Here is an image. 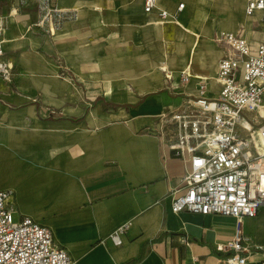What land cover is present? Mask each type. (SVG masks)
I'll return each mask as SVG.
<instances>
[{"label": "crops", "instance_id": "1", "mask_svg": "<svg viewBox=\"0 0 264 264\" xmlns=\"http://www.w3.org/2000/svg\"><path fill=\"white\" fill-rule=\"evenodd\" d=\"M44 2L0 0V40L15 72L11 83L0 78V189L13 191L17 217L48 226L76 264H225L233 250L221 246L236 219L171 210L185 163L168 148L174 127L160 116L196 95L197 76L215 94L223 47L214 33L239 32L255 48L264 13L247 15L246 0H157L170 13L183 3L161 25L143 0H52L65 18L50 34L35 25ZM215 24V69L205 74L193 54ZM162 36L177 43L176 53L161 50ZM162 65L171 83L187 65L192 76L169 86ZM122 224L114 245L108 236ZM239 234L252 250L243 264H264V203L241 219Z\"/></svg>", "mask_w": 264, "mask_h": 264}, {"label": "built area", "instance_id": "2", "mask_svg": "<svg viewBox=\"0 0 264 264\" xmlns=\"http://www.w3.org/2000/svg\"><path fill=\"white\" fill-rule=\"evenodd\" d=\"M38 27L53 26L65 18V11L45 0ZM176 12L157 7V0H143L146 13L157 8L160 19L177 18ZM264 13V0H246L245 13ZM213 40L223 47L215 81L218 89L208 95V78L197 76V93L177 110L160 118L167 130V146L185 163L181 187L172 190L171 210L231 215L236 219L232 240L221 246L232 249L225 264H243L252 250L241 242L239 223L254 216L264 203V41L252 48L239 32L217 30ZM164 65L160 66L163 67ZM164 71L166 79L170 73ZM13 63L5 57L0 40V78L9 82ZM189 76L180 72V81ZM180 191L176 193V191ZM13 191L0 189V264H76L68 251L57 244L50 228L27 215L13 220ZM122 224L109 234L114 245L121 243ZM179 242L188 244L185 234Z\"/></svg>", "mask_w": 264, "mask_h": 264}, {"label": "rangeland", "instance_id": "3", "mask_svg": "<svg viewBox=\"0 0 264 264\" xmlns=\"http://www.w3.org/2000/svg\"><path fill=\"white\" fill-rule=\"evenodd\" d=\"M235 2L238 3L239 0H235ZM236 7L234 9L237 12H239L238 11V8H236ZM239 18L241 19L240 20V22H241L243 20V16H242L241 13L239 14ZM166 20L167 19H163V20L160 19V20H156V21H157L158 24H161L162 25V24H164V21H166ZM55 27H57V25ZM216 27H218L217 24L213 25V27H212L211 31L208 33V35L205 33V34H202V35L199 36V39L197 41V44H196L195 50H194V54H193L195 68L196 69H199L201 71L203 70L205 74H214L215 62H213L211 60L210 53L213 50V48H215V49L217 48V46L211 40V32H212L213 28H216ZM253 27H254V25H253ZM53 28H54V26H53ZM52 33H53V30H52ZM179 40H180V38H179ZM161 50L163 52H165V53H170V54L171 53H176L178 51V49H177V43L174 42V41L166 40L162 36V49ZM201 52L204 55V57L202 59L203 60L202 65H200V63L198 62V60H199V57L198 56H199V54H201ZM148 67H151V66L149 65ZM155 67L157 68V65L156 64H155ZM13 72H14V65H13ZM14 74H15V72H14ZM14 74H13V77H12V80L11 81H9V82H6L5 81V82L6 83L13 82ZM178 74H179V70H176V73H175L176 76L173 77L172 83L169 81V79L166 80V83L169 86H171L172 84H176L177 82H181V84H184V83H186L188 81L187 80L185 82H182V81L178 80V77H177ZM179 76H180V74H179ZM161 78H162V76H161ZM153 82H154V86H157L156 83H155V81H153ZM190 98H193V97H190ZM101 104H102V107H106V106L114 107V108L116 107L115 104H109L107 101H104V100L101 102ZM12 218H13V220H17V212H13L12 213Z\"/></svg>", "mask_w": 264, "mask_h": 264}, {"label": "bare ground", "instance_id": "4", "mask_svg": "<svg viewBox=\"0 0 264 264\" xmlns=\"http://www.w3.org/2000/svg\"><path fill=\"white\" fill-rule=\"evenodd\" d=\"M161 69H165V66L161 67ZM181 71L184 72V73H186V74L189 76V79H190V77L192 76L191 71H190V66H189V65H187V66H186L185 68H183ZM181 71H180V72H181Z\"/></svg>", "mask_w": 264, "mask_h": 264}]
</instances>
